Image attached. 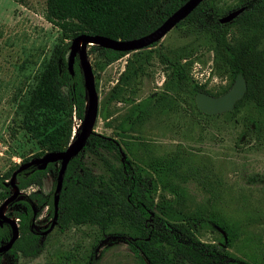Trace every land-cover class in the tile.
<instances>
[{
    "label": "trees",
    "instance_id": "trees-1",
    "mask_svg": "<svg viewBox=\"0 0 264 264\" xmlns=\"http://www.w3.org/2000/svg\"><path fill=\"white\" fill-rule=\"evenodd\" d=\"M186 1L46 0L44 20L57 28L67 41L54 46L49 56L42 60L32 84L17 100L15 113L22 127L41 147L38 153L22 160V163L41 157L45 152L64 150L78 132L72 133L73 120L78 123L83 120L86 93L77 58L73 66L74 75L71 77L67 71V55L72 39L80 35H99L113 40H134L154 31ZM242 7L244 11L231 22H218L229 11ZM175 29L187 37H195L201 47L212 53V68L215 71L229 74L232 81L238 74L242 75L246 91L236 103L233 115L247 102L258 110H264V0H239L233 9L226 12L213 0H203ZM156 45L130 54L125 69L110 92V100L127 102L124 92L145 75V68L154 53L159 63L170 72V80L163 83L164 94L159 98L162 103L148 98L135 104L118 126L124 132L131 130L144 116L169 103L165 98L169 92L185 94L188 99L184 100L186 106L199 114L194 101L196 94L210 95L189 75L193 49L170 52L168 55L160 48L155 50ZM89 49L97 52L96 65L100 71L128 55L98 46H90ZM122 148L133 156L132 161L127 157L116 167L108 163L106 167L110 180L96 183L84 166V150L105 149L118 154ZM135 149V145L126 139L118 142L95 132L91 134L82 152L68 162L63 174L58 194L59 229L93 224L105 235L108 227L117 221L133 231L134 235L126 236V240L140 264H249L233 258L225 246L202 243L197 237L196 224H205L222 231L225 234L222 244L227 245L232 228L226 221L213 217L205 220L190 218L175 210L169 200L155 202L157 188L170 187L169 176L174 173L176 164L163 163L161 158L152 163L142 162L137 159ZM58 170V163H48L44 168L32 166L17 175L16 185L19 191L39 189L48 174L55 173L57 178ZM9 178V175H0V204L12 193V188L7 185ZM56 178L50 195L46 196L40 190L31 191L18 201L21 210L6 214L17 220L19 232L18 239L5 253L12 257L13 264L19 257L32 259L43 251L44 238L35 231L34 222L43 207H48L53 216ZM11 234V226L0 223V245L6 243Z\"/></svg>",
    "mask_w": 264,
    "mask_h": 264
},
{
    "label": "rangeland",
    "instance_id": "rangeland-1",
    "mask_svg": "<svg viewBox=\"0 0 264 264\" xmlns=\"http://www.w3.org/2000/svg\"><path fill=\"white\" fill-rule=\"evenodd\" d=\"M45 1L0 0V175L11 176L22 160H28L41 149L37 140L22 127L15 111L19 95L32 84L38 65L54 46L67 41L57 28L44 20ZM238 1L213 0L225 12L233 9ZM156 44L155 50L160 48L168 55L193 49L189 75L210 96L219 97L232 87L235 79L232 81L229 74L212 68V53L201 47L195 37H187L174 27ZM89 47L87 59L98 103L93 131L118 142L122 138L132 142L137 159L142 162L152 163L160 158L163 163L174 162L170 187L168 190L158 187L155 202L169 200L175 210L190 218L213 217L226 221L232 228L227 245L222 244V236L225 239L222 231L205 224H196L197 237L202 243L225 246L233 258L249 264H264V110L247 102L233 115L237 101L230 111L213 115L199 111V114L186 106L185 94L169 92L165 95L169 103L124 132L118 126L135 104L148 98L162 103L159 98L164 94L163 83L170 80V72L154 53L145 75L124 92L123 97L128 101L110 100V92L131 53L100 71L96 65L98 54ZM80 124L73 120L72 133ZM55 152H45L42 156ZM127 157L132 161L133 156L123 148L118 154L105 149H86L83 163L96 183H107L110 180L107 164L119 166ZM55 178V173L48 174L39 189L20 191L18 199L9 209L5 208V214L21 210L18 201L31 191L50 195ZM51 222L50 209L43 207L34 229L41 234ZM133 235L132 230L117 221L108 227L105 235L93 224L71 225L64 230L56 225L42 236L44 248L37 257H19L16 264H140L126 240V236ZM0 264H13V259L2 254Z\"/></svg>",
    "mask_w": 264,
    "mask_h": 264
},
{
    "label": "water",
    "instance_id": "water-1",
    "mask_svg": "<svg viewBox=\"0 0 264 264\" xmlns=\"http://www.w3.org/2000/svg\"><path fill=\"white\" fill-rule=\"evenodd\" d=\"M203 0H188L174 13H172L159 27L151 33L140 38L130 41L113 40L104 36L80 35L70 41V47L67 55V71L72 77L74 75V61L77 58L86 93V107L84 117L78 129V132L72 138L69 146L60 152L48 153L44 156L33 158L27 162L20 164L11 174L7 185L12 188V193L0 204V223H6L11 226L12 234L10 239L0 245V254L8 252L14 242L19 237L17 220L5 214V208L18 199L20 191L16 185V177L22 171L32 167H45L48 163H58L59 170L54 188L53 198V216L52 222L47 230L41 233L45 236L50 233L57 225L58 217V194L62 188L63 174L68 162L78 155L86 146L88 138L94 133L93 127L97 117L98 103L97 93L94 85L91 66L87 59V48L89 46H98L100 48L121 52L125 54L138 52L150 48L153 44L158 43L169 31H171L178 23L182 22ZM244 7L233 10L220 18V24H227L239 16ZM246 82L241 74H238L232 87L219 97H212L204 93H197L195 96V104L201 113L213 115L220 112L230 111L235 103L239 101L245 94Z\"/></svg>",
    "mask_w": 264,
    "mask_h": 264
}]
</instances>
